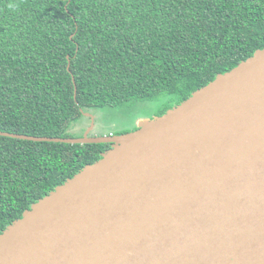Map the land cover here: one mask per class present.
Masks as SVG:
<instances>
[{
    "label": "water",
    "instance_id": "obj_1",
    "mask_svg": "<svg viewBox=\"0 0 264 264\" xmlns=\"http://www.w3.org/2000/svg\"><path fill=\"white\" fill-rule=\"evenodd\" d=\"M0 234V264H264V48L134 131Z\"/></svg>",
    "mask_w": 264,
    "mask_h": 264
},
{
    "label": "trees",
    "instance_id": "obj_2",
    "mask_svg": "<svg viewBox=\"0 0 264 264\" xmlns=\"http://www.w3.org/2000/svg\"><path fill=\"white\" fill-rule=\"evenodd\" d=\"M263 48L264 0H0V132L73 138L85 112L146 102L162 116ZM108 149L0 136V234Z\"/></svg>",
    "mask_w": 264,
    "mask_h": 264
},
{
    "label": "rangeland",
    "instance_id": "obj_3",
    "mask_svg": "<svg viewBox=\"0 0 264 264\" xmlns=\"http://www.w3.org/2000/svg\"><path fill=\"white\" fill-rule=\"evenodd\" d=\"M161 103L146 102L139 105L135 110L119 111L107 109L105 111H91L89 113L95 116V127L92 136L100 135H119L120 131L134 127L137 120L142 117H154L159 110ZM90 126V119L83 118L70 129L74 137H82Z\"/></svg>",
    "mask_w": 264,
    "mask_h": 264
},
{
    "label": "flooded vegetation",
    "instance_id": "obj_4",
    "mask_svg": "<svg viewBox=\"0 0 264 264\" xmlns=\"http://www.w3.org/2000/svg\"><path fill=\"white\" fill-rule=\"evenodd\" d=\"M90 124H91V119H90ZM136 129H137V127H136V125H135L134 127H132V128L129 129V132H130V131H134V130H136Z\"/></svg>",
    "mask_w": 264,
    "mask_h": 264
}]
</instances>
